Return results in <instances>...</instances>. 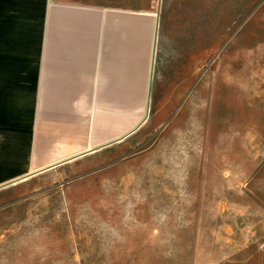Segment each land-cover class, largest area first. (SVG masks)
I'll use <instances>...</instances> for the list:
<instances>
[{"label":"rangeland","instance_id":"obj_1","mask_svg":"<svg viewBox=\"0 0 264 264\" xmlns=\"http://www.w3.org/2000/svg\"><path fill=\"white\" fill-rule=\"evenodd\" d=\"M154 82L126 159L0 203V264H264V0H161Z\"/></svg>","mask_w":264,"mask_h":264},{"label":"crops","instance_id":"obj_2","mask_svg":"<svg viewBox=\"0 0 264 264\" xmlns=\"http://www.w3.org/2000/svg\"><path fill=\"white\" fill-rule=\"evenodd\" d=\"M127 15L94 0H0V203L47 173L126 159L128 137L152 126L127 136L148 91L149 112L158 104L155 20L139 43Z\"/></svg>","mask_w":264,"mask_h":264},{"label":"water","instance_id":"obj_3","mask_svg":"<svg viewBox=\"0 0 264 264\" xmlns=\"http://www.w3.org/2000/svg\"><path fill=\"white\" fill-rule=\"evenodd\" d=\"M160 4H161V0H157L156 17H155V23H154V35H153L152 69H153L154 60H155V51H156V44H157V34H158ZM149 104H150V91H148V94H147V102H146V108H145V114H144L143 120L140 122V124L136 128H134L131 132H129L127 134V136H130L132 133H134L147 120V118L149 116ZM93 151H97V149H95ZM32 175H30V176H32ZM7 185H10V184H7Z\"/></svg>","mask_w":264,"mask_h":264}]
</instances>
